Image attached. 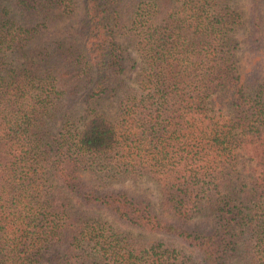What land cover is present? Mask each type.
Returning <instances> with one entry per match:
<instances>
[{"label":"trees","instance_id":"1","mask_svg":"<svg viewBox=\"0 0 264 264\" xmlns=\"http://www.w3.org/2000/svg\"><path fill=\"white\" fill-rule=\"evenodd\" d=\"M259 1L245 69L229 0H0V264H169L157 232L264 264Z\"/></svg>","mask_w":264,"mask_h":264},{"label":"rangeland","instance_id":"2","mask_svg":"<svg viewBox=\"0 0 264 264\" xmlns=\"http://www.w3.org/2000/svg\"><path fill=\"white\" fill-rule=\"evenodd\" d=\"M229 3L232 7L238 9L242 13L240 19L241 25L238 26L234 32L236 37L240 40V48L235 54L240 66L247 69L250 66L248 60L251 53L253 52L247 51L245 49V42L243 38L248 31H246V28L250 10V0H229ZM259 6L260 8H264V0L259 1ZM53 28L60 29L61 33H66V36L70 39L74 38L73 41H76L78 43L82 41L81 26L78 21L77 15L66 18L63 21H56L53 25ZM100 106L108 111V99L103 100L100 103ZM127 183H131V181L129 180L127 181ZM133 186L137 190L148 187L150 190H152V194H150L151 197L153 198V195L155 196V192L151 187V183L149 181H138L136 182V184H133ZM92 212L105 220L107 224L114 227V229H119L124 232H128L131 235L139 236V238H142V241L150 237V234L148 232L139 231L137 228L127 225L123 221L116 219L109 211L105 209H92ZM149 244L154 245V250L156 253H158V251H161L163 254H165L166 251L172 253L173 250V253L171 254L172 258L168 259L169 264H173V259L174 264H202L200 261L201 254L199 249L194 244L181 239L180 237L165 232H157L156 234H154L152 239L148 241L147 245ZM238 259L233 256L228 261V264H242V260L239 259V261Z\"/></svg>","mask_w":264,"mask_h":264}]
</instances>
